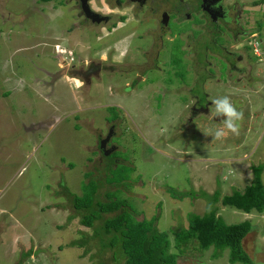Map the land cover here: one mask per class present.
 Returning <instances> with one entry per match:
<instances>
[{
  "label": "rangeland",
  "instance_id": "374dc122",
  "mask_svg": "<svg viewBox=\"0 0 264 264\" xmlns=\"http://www.w3.org/2000/svg\"><path fill=\"white\" fill-rule=\"evenodd\" d=\"M241 1L250 8L248 25L264 24V4L254 3L261 0ZM69 8L58 0H0V264H123L117 247L107 244L111 236H95L100 222L84 227L72 209L65 188L80 196L90 180L98 183L97 200L106 201L108 193L125 200L137 220L158 217L157 229L169 235L177 264H231L228 249L213 259V248L200 251L196 241L179 253L171 230L186 228L189 214H204L214 191H243L252 167H263L264 186V45L249 47L248 58L243 46L251 41L240 38L243 61L237 65L248 70L238 74L227 73L221 59H214L217 72L191 69L177 39L174 51H162L161 71H149L130 92L125 84L138 80L143 67L121 65L128 61L126 34L103 38L108 25L74 27ZM130 51L128 59H143L137 47ZM71 57L84 64L106 59L119 70L101 69L89 84L62 69ZM173 59L179 63L169 67ZM198 59L202 63L201 53ZM205 90L210 101L228 96L243 112L238 136L214 139L222 117L188 121L192 96L208 106ZM115 118L110 142L116 149L103 162L97 139ZM168 189L188 195L175 199ZM203 192L207 197H200ZM220 204L225 223H251L242 246L253 264H264V212ZM79 240L86 242V255L70 245Z\"/></svg>",
  "mask_w": 264,
  "mask_h": 264
},
{
  "label": "flooded vegetation",
  "instance_id": "af4514ba",
  "mask_svg": "<svg viewBox=\"0 0 264 264\" xmlns=\"http://www.w3.org/2000/svg\"><path fill=\"white\" fill-rule=\"evenodd\" d=\"M58 2L61 8L70 7L69 9L75 12L74 27L108 25L106 27L107 35H104L103 38L113 37L116 32L126 34L128 41L124 59L128 61L121 65L124 66L130 61V65H135L138 68L143 67L138 80L134 77L125 84V90L130 92L145 81L149 71H153V69L161 71L159 62L162 51L168 50L170 54L171 50L174 51L176 43L179 42V50L186 55L188 65L193 70L195 68L210 69L217 72L218 65L214 64V59H221L224 62L227 73L243 74L248 70L245 66L239 68L237 65L243 61V56L239 54L240 38L246 39L247 42L256 33L251 32L257 27L256 25L250 27L248 18L244 19L250 8L241 0H87L90 10L100 19L98 23L86 18L81 0H58ZM110 7H114V10ZM183 24L188 27L183 33L174 31ZM262 30L257 33H261ZM181 37L185 42L183 49ZM136 47L138 48L137 54L142 55L143 59L141 58L142 60L139 61L137 58L128 59V56L132 54L130 49L133 50ZM249 47L250 42L243 46L246 48L248 58ZM199 53L203 57L202 63L198 59ZM69 61H64L62 69L66 68L68 74L78 76L89 84L91 78L95 75L98 76L101 69L106 73H114L119 70L112 67L111 64L106 65V59H100L99 62L92 60L86 64L83 63V59L75 61L72 57ZM173 64L177 65L172 62L169 67H173ZM248 66L250 67V64ZM211 77L219 82L216 79V74L213 73ZM204 96L205 103L208 104L206 107L201 106L200 100L196 96H192L188 111L190 117H193L188 121L191 122L193 118L202 114L206 116L210 114L209 110L212 104L206 90ZM115 121L116 118L114 121L108 122L110 125L107 133L97 139L96 149L103 162L106 161L110 151L116 149L110 142L112 136L116 134ZM104 140H106L105 148L102 149L101 142ZM107 151L109 152L106 155Z\"/></svg>",
  "mask_w": 264,
  "mask_h": 264
},
{
  "label": "trees",
  "instance_id": "16d2710c",
  "mask_svg": "<svg viewBox=\"0 0 264 264\" xmlns=\"http://www.w3.org/2000/svg\"><path fill=\"white\" fill-rule=\"evenodd\" d=\"M38 1L50 3L56 0ZM254 3L258 5L263 1ZM256 27L251 33L264 29V24L260 21ZM173 62L179 63L178 59H174ZM109 166L112 168L111 165ZM251 170L253 175L251 183L245 186L243 191L234 190L231 194L223 196L221 200V191H214L211 195V203L204 214H189L186 228L180 225L171 230L174 249L183 253L187 243L196 241L200 251L213 248V259L219 258L222 252L228 249V260L231 264H253L242 246L244 238L252 229L251 223L243 221L238 224H227L218 215L219 206H217L220 201L223 207L230 206L247 214L252 211L264 212V186L261 180L263 167L261 165L252 167ZM88 184L83 186L80 196L70 193L65 188L71 198L72 209L80 217L79 222L84 227L93 228L95 222H100L101 227L94 229L95 236H111L107 244L110 248L117 247V251L124 257L123 264H177V255L170 251L172 246L169 235L157 229L158 217L151 220H137L135 212L127 206L125 200L111 194L109 196L108 193L106 201L97 200V181L90 180ZM168 192L171 197L179 200L188 195L173 189H168ZM200 197H207L206 193H201ZM107 215L108 217H105ZM71 219L73 216L68 217L69 221ZM70 245L85 249L83 255L89 252L85 248L86 242L82 240L73 241ZM31 254V251L25 253L24 257Z\"/></svg>",
  "mask_w": 264,
  "mask_h": 264
},
{
  "label": "clouds",
  "instance_id": "9594fccd",
  "mask_svg": "<svg viewBox=\"0 0 264 264\" xmlns=\"http://www.w3.org/2000/svg\"><path fill=\"white\" fill-rule=\"evenodd\" d=\"M82 84V82H81ZM213 110H209V119L222 117V127L214 132V139L221 140L229 134L239 135L240 122L243 120V112L238 111L228 96L219 97L211 101Z\"/></svg>",
  "mask_w": 264,
  "mask_h": 264
},
{
  "label": "water",
  "instance_id": "95a60500",
  "mask_svg": "<svg viewBox=\"0 0 264 264\" xmlns=\"http://www.w3.org/2000/svg\"><path fill=\"white\" fill-rule=\"evenodd\" d=\"M81 1H82V3H81L82 10L84 11L86 18L90 19L93 22L98 23L100 21V19H98L99 18L98 15H96L95 13H93L90 10L89 6L87 5V0H81ZM105 143H106V140L101 142V148L102 149L105 148ZM108 152L109 151L106 152V155L108 154Z\"/></svg>",
  "mask_w": 264,
  "mask_h": 264
},
{
  "label": "built area",
  "instance_id": "2783aa9c",
  "mask_svg": "<svg viewBox=\"0 0 264 264\" xmlns=\"http://www.w3.org/2000/svg\"><path fill=\"white\" fill-rule=\"evenodd\" d=\"M250 47L255 46L253 49L254 51H257L258 47H262L264 45V29L262 30L261 33H255L253 36L250 38Z\"/></svg>",
  "mask_w": 264,
  "mask_h": 264
},
{
  "label": "crops",
  "instance_id": "0c3cea01",
  "mask_svg": "<svg viewBox=\"0 0 264 264\" xmlns=\"http://www.w3.org/2000/svg\"><path fill=\"white\" fill-rule=\"evenodd\" d=\"M264 4V3H263ZM231 194V193H230ZM225 195H229V194H226V193H224L223 191H222V195H221V197H220V200L222 199V197L223 196H225ZM219 203H221L220 201H219ZM221 205V204H220Z\"/></svg>",
  "mask_w": 264,
  "mask_h": 264
}]
</instances>
